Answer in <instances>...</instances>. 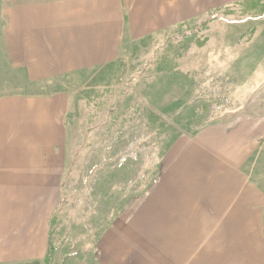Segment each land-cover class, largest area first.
I'll return each instance as SVG.
<instances>
[{
    "label": "rangeland",
    "instance_id": "rangeland-1",
    "mask_svg": "<svg viewBox=\"0 0 264 264\" xmlns=\"http://www.w3.org/2000/svg\"><path fill=\"white\" fill-rule=\"evenodd\" d=\"M64 91L58 177L42 157L29 162L32 177L24 161L0 157V264H81L74 253H90L98 232L133 211L178 138L218 121L263 119L264 0L192 18L123 49L112 65L53 80L29 82L0 58V96ZM252 161L264 175L262 151Z\"/></svg>",
    "mask_w": 264,
    "mask_h": 264
},
{
    "label": "crops",
    "instance_id": "crops-1",
    "mask_svg": "<svg viewBox=\"0 0 264 264\" xmlns=\"http://www.w3.org/2000/svg\"><path fill=\"white\" fill-rule=\"evenodd\" d=\"M244 1L0 0V58L29 82L53 80L112 65L134 43ZM68 100L65 91L0 96V157L27 163L26 177L36 172L30 161L46 160L54 166L49 176L58 177ZM258 151L264 154L261 117L181 136L133 211L98 232L90 253L74 255L81 264H264V175L252 161Z\"/></svg>",
    "mask_w": 264,
    "mask_h": 264
}]
</instances>
